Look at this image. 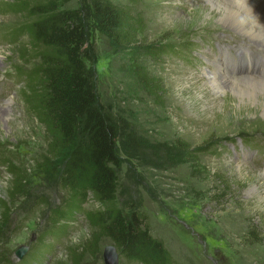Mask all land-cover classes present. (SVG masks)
<instances>
[{
  "label": "rangeland",
  "instance_id": "374dc122",
  "mask_svg": "<svg viewBox=\"0 0 264 264\" xmlns=\"http://www.w3.org/2000/svg\"><path fill=\"white\" fill-rule=\"evenodd\" d=\"M111 1L131 7L145 22V31L130 47L98 31L91 0H71L68 7L78 10L88 26L92 61L87 64L101 102L121 127L116 206L126 217L134 210L145 213L153 236L164 242L175 264H264V153L242 143L255 137L264 142V92L226 88L216 96L208 87L211 76L223 75L217 62L226 64L233 77L249 76L233 65L250 56L257 61L264 50L228 29L224 12L205 0L196 5ZM249 1L264 18V8ZM8 2L0 0V258L11 264H72L76 255L80 264H105V249L112 243L102 237L92 248L94 232L86 218L65 223V231L51 220V211L63 204L66 194L59 177L43 166L48 132L34 111L33 85L24 78L36 63H27L30 38L15 34L28 20L10 12ZM186 39L200 46L183 59L151 54L155 46ZM137 66L156 82L155 88L137 78ZM8 76L17 85L12 92H1ZM182 144L193 151L210 146L217 151L199 153L194 163ZM67 156L63 149L51 163L60 169ZM5 164L27 174L14 195L11 169ZM3 202L6 210L1 211ZM100 207L92 199L83 209ZM49 230L66 234L45 237ZM21 247L28 252L19 258ZM119 264L136 263L119 256Z\"/></svg>",
  "mask_w": 264,
  "mask_h": 264
},
{
  "label": "trees",
  "instance_id": "16d2710c",
  "mask_svg": "<svg viewBox=\"0 0 264 264\" xmlns=\"http://www.w3.org/2000/svg\"><path fill=\"white\" fill-rule=\"evenodd\" d=\"M71 0H10V12L27 17V24L16 30L17 37L30 38L29 62L36 65L25 74V80L33 85V107L40 122L48 132L49 151L43 166L59 177L66 194L63 204L51 211V220L63 231L65 223L78 216L86 218L93 229V248L102 237L109 239L119 255L136 264H175L164 242L153 236L148 216L134 210L126 217L116 206L120 180L118 171L122 160L119 153L121 127L109 106L101 102L96 82L87 62L91 44L90 31L78 10L70 9ZM98 31L113 37L117 43L130 47L138 35L145 31L141 15L134 9L122 8L111 0H91ZM16 38V37H15ZM190 39L174 45H160L151 49L153 56L184 58L192 49H197ZM187 57V56H186ZM23 59L26 56L22 55ZM137 78L156 87L139 66ZM13 77V76H11ZM242 143L257 152L264 153L262 138L242 139ZM184 145L189 161L197 162L200 153H213L215 146L193 151ZM63 149L68 156L59 169L52 163ZM212 151V152H211ZM1 156V155H0ZM13 179V195L20 192L26 175L16 167H10ZM101 205L93 211L83 207L92 202ZM6 204L1 203V211ZM4 215L1 214L0 226ZM60 230H49L45 237L64 235ZM40 241L45 242L44 238ZM51 250L49 243L46 246ZM37 253L40 251L37 250ZM71 256L72 264H80L81 258ZM0 264H11L1 260ZM22 264V263H18Z\"/></svg>",
  "mask_w": 264,
  "mask_h": 264
},
{
  "label": "bare ground",
  "instance_id": "6f19581e",
  "mask_svg": "<svg viewBox=\"0 0 264 264\" xmlns=\"http://www.w3.org/2000/svg\"><path fill=\"white\" fill-rule=\"evenodd\" d=\"M182 2H191L197 4L200 0H180ZM204 1V0H203ZM209 6L214 9L223 11L224 24L228 29H235L238 32L245 34L251 39L255 40L254 43L257 50H264V18L258 15L253 5L249 0L227 1V0H205ZM191 14V13H190ZM188 14V16H191ZM187 16V18H188ZM249 39V38H248ZM253 47V46H252ZM246 60H252L250 58ZM226 63V62H225ZM217 69L223 72V75L218 78L214 75L209 80L208 87L214 95L223 94L224 89H230L233 92H264V77L251 73L249 76L233 77L230 75L228 66L226 64L220 65L216 63ZM216 68V67H215ZM224 71H227L224 73ZM218 74V73H217ZM234 74V73H233ZM226 91V90H225Z\"/></svg>",
  "mask_w": 264,
  "mask_h": 264
},
{
  "label": "water",
  "instance_id": "95a60500",
  "mask_svg": "<svg viewBox=\"0 0 264 264\" xmlns=\"http://www.w3.org/2000/svg\"><path fill=\"white\" fill-rule=\"evenodd\" d=\"M27 247H21L17 251V255L19 258H22V256L27 253ZM119 253L117 252L116 248L111 245L108 246L105 249L104 253V263L105 264H119Z\"/></svg>",
  "mask_w": 264,
  "mask_h": 264
}]
</instances>
